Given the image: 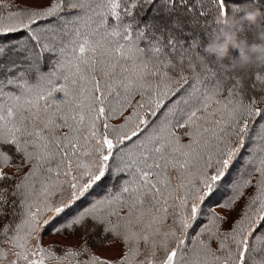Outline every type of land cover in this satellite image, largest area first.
<instances>
[{
  "label": "snow or ice",
  "instance_id": "6c2138e0",
  "mask_svg": "<svg viewBox=\"0 0 264 264\" xmlns=\"http://www.w3.org/2000/svg\"><path fill=\"white\" fill-rule=\"evenodd\" d=\"M233 18L257 41L264 0H0V264H264V65L206 51Z\"/></svg>",
  "mask_w": 264,
  "mask_h": 264
},
{
  "label": "clouds",
  "instance_id": "9594fccd",
  "mask_svg": "<svg viewBox=\"0 0 264 264\" xmlns=\"http://www.w3.org/2000/svg\"><path fill=\"white\" fill-rule=\"evenodd\" d=\"M259 16L260 11L257 9L255 12L248 11L243 19L255 22ZM233 47L239 49L240 60L244 66L257 62L264 65V34H260L257 41L250 42L247 38L240 39L237 32L226 26L223 30V42L210 43L206 51L222 60L229 55Z\"/></svg>",
  "mask_w": 264,
  "mask_h": 264
},
{
  "label": "trees",
  "instance_id": "16d2710c",
  "mask_svg": "<svg viewBox=\"0 0 264 264\" xmlns=\"http://www.w3.org/2000/svg\"><path fill=\"white\" fill-rule=\"evenodd\" d=\"M244 22L245 21L243 19L238 21L236 18H233L232 20H229L228 25H226V26H230L231 29L236 32V24L237 23H244ZM213 42H223V32L217 38H215L211 43H213Z\"/></svg>",
  "mask_w": 264,
  "mask_h": 264
},
{
  "label": "rangeland",
  "instance_id": "374dc122",
  "mask_svg": "<svg viewBox=\"0 0 264 264\" xmlns=\"http://www.w3.org/2000/svg\"><path fill=\"white\" fill-rule=\"evenodd\" d=\"M56 239H58V237L47 236L46 237V243L52 242L53 240H56ZM117 252H118V248H113V249H109V250L104 251V255L114 256L117 254Z\"/></svg>",
  "mask_w": 264,
  "mask_h": 264
}]
</instances>
